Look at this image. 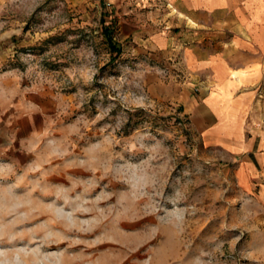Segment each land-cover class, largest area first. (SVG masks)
<instances>
[{"label":"rangeland","instance_id":"rangeland-1","mask_svg":"<svg viewBox=\"0 0 264 264\" xmlns=\"http://www.w3.org/2000/svg\"><path fill=\"white\" fill-rule=\"evenodd\" d=\"M169 11L0 0V264H264L238 157L185 110L205 72Z\"/></svg>","mask_w":264,"mask_h":264},{"label":"crops","instance_id":"crops-1","mask_svg":"<svg viewBox=\"0 0 264 264\" xmlns=\"http://www.w3.org/2000/svg\"><path fill=\"white\" fill-rule=\"evenodd\" d=\"M166 1L170 39L189 40L205 72L185 110L206 147L238 157L236 181L264 216V0Z\"/></svg>","mask_w":264,"mask_h":264},{"label":"bare ground","instance_id":"bare-ground-1","mask_svg":"<svg viewBox=\"0 0 264 264\" xmlns=\"http://www.w3.org/2000/svg\"><path fill=\"white\" fill-rule=\"evenodd\" d=\"M33 208H35V207H33ZM33 208L31 209V210H33ZM26 209H28V208H26ZM36 209V208H35ZM31 210H27V211H29V213H30V211ZM5 212V211H4ZM4 212H2V217L4 216ZM42 210H34V211H31V213L30 214H28V217H26L27 219H28V223L30 224V220H36V218L38 217V216H42L43 214H42ZM25 218V219H26ZM26 219V220H27ZM24 222H26V221H24ZM23 224V223H22ZM26 224V223H25ZM50 225V224H49ZM52 226H55L54 224H51ZM26 235V234H25ZM24 237V235H19V236H17L16 237V239L14 240V243L16 242V241H18V240H20L21 238H23ZM28 237V236H27ZM13 239H14V237H13ZM24 239H26V238H24ZM23 239V240H24ZM1 240V239H0ZM12 241V240H11ZM21 241V240H20ZM2 242V241H1ZM12 243H13V241H12ZM16 244V243H15ZM7 257V256H6Z\"/></svg>","mask_w":264,"mask_h":264},{"label":"trees","instance_id":"trees-1","mask_svg":"<svg viewBox=\"0 0 264 264\" xmlns=\"http://www.w3.org/2000/svg\"><path fill=\"white\" fill-rule=\"evenodd\" d=\"M109 39H110V38H109ZM110 42H111V39H110ZM114 49H115V47L112 46V47H111V50L114 51ZM115 52H116V54H118V51H117V50H115Z\"/></svg>","mask_w":264,"mask_h":264}]
</instances>
